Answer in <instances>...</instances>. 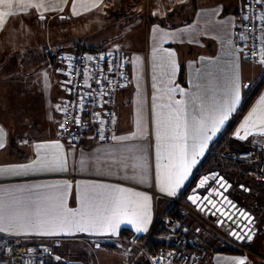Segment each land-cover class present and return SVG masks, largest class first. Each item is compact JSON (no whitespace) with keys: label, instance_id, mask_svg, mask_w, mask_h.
Instances as JSON below:
<instances>
[{"label":"crops","instance_id":"1","mask_svg":"<svg viewBox=\"0 0 264 264\" xmlns=\"http://www.w3.org/2000/svg\"><path fill=\"white\" fill-rule=\"evenodd\" d=\"M243 7L244 0H173L165 7H159L155 0H13L11 9L0 3V12H10L0 24L3 213L28 211L33 219H48L57 210L59 201L55 197L59 192L63 193L64 207L79 214L102 211L109 196H120L124 201L149 198L147 231L138 232L133 224L123 222L115 234L74 229L43 234L36 227L14 223L5 224L7 230L0 232V236L21 243L51 242L59 260L78 264L74 262L76 256L89 252L85 246L93 245L90 250L95 252L113 248L116 242L143 245L152 238L155 223L167 214V198L179 196L182 203L208 220L213 228L236 238L248 250L230 246L237 252L216 251L222 240L185 215L184 221H178L179 227L188 241L186 249L201 255L198 264H235L238 259H244L245 264H264V180L245 162L207 157L210 147L214 151L244 150L264 141V82L239 112L251 92L257 67L264 65L247 62L232 45V34ZM61 14L66 18L61 19ZM41 15L45 18H39ZM99 25L112 29L114 36L137 37L142 45L123 49L128 81L116 97L112 138L94 142L90 130L84 129L75 143L66 142L58 138L67 97L59 57L74 48H103L83 43L85 30ZM233 87L239 88V101L228 119L214 135L209 128L207 134L211 138L203 154L195 157V165L175 189V195L161 191L173 150L170 146L177 143L170 139L176 124V101L186 105L180 118L189 124L187 143L191 160L192 130L196 127L192 117L200 119L192 99L199 96L207 108L228 99ZM235 115L234 126L223 138V131ZM57 143L60 148L55 147ZM194 176L196 181L188 188ZM84 192L92 199L83 201ZM218 195L222 204L216 206L217 202L212 207ZM226 215L233 217L228 221ZM202 230L213 234L212 240L203 236ZM232 232L244 238L238 239ZM75 244L83 246L75 248ZM132 259L133 264H143L138 252L119 261Z\"/></svg>","mask_w":264,"mask_h":264},{"label":"built area","instance_id":"2","mask_svg":"<svg viewBox=\"0 0 264 264\" xmlns=\"http://www.w3.org/2000/svg\"><path fill=\"white\" fill-rule=\"evenodd\" d=\"M65 19L64 14L59 15ZM39 18L44 19L41 15ZM233 47L251 64H260L264 59V0H244L241 19L234 28L231 39ZM65 74V99L58 138L75 143L84 129H89L94 142L112 138L115 123V103L118 91L128 81L127 56L121 49H83L66 51L59 57ZM78 120L79 123L74 121ZM61 124L64 125L61 128ZM214 151H209L213 153ZM228 160L251 165L256 175L264 180V141L257 147L244 150H229L218 153ZM170 205H178L185 215L200 219L180 197L167 198ZM201 220V219H200ZM159 223L165 232L159 238L163 248L150 253L151 264H197L200 255L186 249L187 238L179 223L168 214ZM210 229L213 227L205 223ZM216 231V232H215ZM228 245L247 252L241 242L214 230ZM151 234L148 235L150 238ZM147 238V239H148ZM121 260L117 264H133ZM0 264H72L57 259L50 243L15 242L0 236Z\"/></svg>","mask_w":264,"mask_h":264},{"label":"snow or ice","instance_id":"3","mask_svg":"<svg viewBox=\"0 0 264 264\" xmlns=\"http://www.w3.org/2000/svg\"><path fill=\"white\" fill-rule=\"evenodd\" d=\"M6 8L11 9L13 7V0H0ZM34 7L36 5H33ZM9 11L0 12V24L3 23L2 17L9 16ZM172 56V53L168 54ZM264 63V59L261 60ZM239 101V88L233 87L231 95L228 99L222 103H214L210 107H205L199 96L192 99L191 103L194 110L200 116L197 121L196 116L192 119L196 124V127L192 130L191 145L192 158H188L189 145L187 143L189 139V124L187 120L181 121V115L183 114L185 102L176 101L177 108L175 109L176 124L173 128V134L170 139L177 141L170 147L173 149L169 153V164L166 165L167 176L164 181L161 182V191L167 190L170 195H175V189L180 187L183 181L187 178L188 172L191 167L195 165L197 155L203 154V149L207 145V141L211 138L207 132L209 128L214 135L219 128L228 119V115L234 110L235 104ZM261 103H264V97H261ZM253 110V114L255 113ZM79 123L78 120L74 121ZM247 123V121H246ZM262 123H264V117H262ZM64 125L61 124V128ZM122 139V138H121ZM157 139H160L159 133ZM4 147V130L0 128V148ZM41 147L40 145L37 146ZM55 147L61 146L57 143ZM61 167L63 166V160L58 161ZM5 171L0 169V172ZM9 171H15V169H9ZM204 183L203 181L201 182ZM70 187V185H68ZM123 192V189L116 190ZM55 199L59 201L57 210L48 219H41L38 216L33 219L30 212H15L9 215H5L3 210L0 209V232L7 230L5 224L12 225L17 224L20 227H36L43 231V234H54L57 230H76V231H93V232H111L115 234L118 226L127 222L133 224L138 232L147 231V222L149 219L147 213V201L148 197H140L136 200L124 201L120 196H109L106 198L102 211L96 213H84L79 214L70 212L64 207L63 193H57ZM83 201H89L92 196L88 192L81 194ZM190 199H192L190 197ZM195 202V201H193ZM243 215V213H242ZM233 236H237L238 239L244 237L239 236L236 232L231 233ZM251 239V237H248ZM59 259V257H57ZM235 264H245L244 259H238Z\"/></svg>","mask_w":264,"mask_h":264},{"label":"rangeland","instance_id":"4","mask_svg":"<svg viewBox=\"0 0 264 264\" xmlns=\"http://www.w3.org/2000/svg\"><path fill=\"white\" fill-rule=\"evenodd\" d=\"M157 4H159V7H165L166 4L168 3H172L173 0H155ZM209 1V0H207ZM210 1H216V0H210ZM219 1H224V0H219ZM148 7V6H147ZM147 7L145 6L144 8V15L147 14ZM135 40V43H133V41ZM83 43L85 46H92V47H103L105 49H124V48H129V45H134L135 47H139L140 45H142V41H139V39L137 37L132 38L129 36H114V32L112 29H106L104 28L103 25H99L98 27L94 28V29H90V30H85L84 32V40ZM129 43H133V44H129ZM72 48V47H71ZM75 49V48H74ZM72 49V50H74ZM258 69V73L256 74V78L253 80L252 82V87H251V92L250 95L256 90V88L258 87L259 84H262L264 82V65L263 66H259L257 67ZM213 150V149H212ZM211 151V149H210ZM214 151V150H213ZM229 151L228 148L226 149H222V150H216L213 153H210L209 155H207L208 158H210L211 156H217L216 158L218 159H222V160H228L224 157H221L220 155H218V153H223ZM255 169V168H254ZM193 212L201 219H198L194 216L192 217L193 221H196L197 223H199L200 225H202L205 229L211 231L212 233H214V235L217 236V238L220 239V236L214 232V230H216L215 228L210 229L205 223L210 224L208 222V220L204 219L203 217H201L197 212H195L193 210ZM218 231V230H217ZM201 234H203V236H206L207 239L212 240V236L213 234H210L208 231L206 232L204 230L200 231ZM200 234V233H199ZM209 235V236H208ZM212 235V236H211ZM211 236V237H210ZM214 238V237H213ZM212 242V241H210ZM51 243V242H50ZM53 244V243H52ZM116 246L113 248H108V247H104L102 250H97V251H92L90 249H94L93 245L90 246H85V250L89 252H87V254L81 255V253H79V255H77V260H74V262H79L80 264H114L116 262H118L120 259H127L129 256H131L133 253L138 252V259H142V263L143 264H151L149 261V255L150 253H147V251H145L143 249V245L140 243L136 242H132V243H128L125 242L124 243H120V242H116L115 244ZM74 246V245H73ZM83 245L80 244H75V248H82ZM58 254L61 252L58 251ZM59 254V255H60ZM66 255V253H64ZM63 256V255H61ZM90 256L92 257V259L94 258V260H92L90 258ZM201 258V255H200ZM200 260V259H199ZM137 261V260H136ZM199 262V261H198ZM78 263V264H79ZM198 264V263H197Z\"/></svg>","mask_w":264,"mask_h":264},{"label":"trees","instance_id":"5","mask_svg":"<svg viewBox=\"0 0 264 264\" xmlns=\"http://www.w3.org/2000/svg\"><path fill=\"white\" fill-rule=\"evenodd\" d=\"M82 48L83 49H91V48H85V47H82ZM260 85L261 84L258 85L257 89H259ZM251 97H252V94L250 95V93L248 95H246V97L244 99V102H243V105H242V107H240L239 112H242L245 109V107L247 106V104L250 101ZM236 119H237V115H235L232 118H230V122H229L228 126L226 127V129L222 133L223 138L230 132V130L232 129V127L234 126V124L236 122ZM210 149L212 150L213 147H210ZM204 159H206V157ZM204 162H205V160H203L201 162L200 167L203 166ZM196 178H197V176H194L192 178L190 184L188 185V188H190L194 184V182L196 181ZM167 214L170 215L171 217H173L174 219H176L179 222L184 221L186 219L185 214L183 213V211L181 210V208L178 205H169V207L167 209ZM165 231L166 230H165V227L163 226V224H161L159 222L155 223L153 231H152V235H153L152 238L148 239V240H145L144 243H143L144 244L143 245L144 246V250L147 251V253H153V252L159 251L160 249L163 248V246H164L163 242L158 240V239H155V237L160 235L161 233H164ZM125 232H123V234L126 236L127 232L126 233ZM136 238H138L139 240H142V238H140L138 236H136ZM103 245H106V244H103ZM216 251L223 252V253L237 252L236 249L230 247V245H228L224 241H221L219 243V245L216 248Z\"/></svg>","mask_w":264,"mask_h":264},{"label":"water","instance_id":"6","mask_svg":"<svg viewBox=\"0 0 264 264\" xmlns=\"http://www.w3.org/2000/svg\"><path fill=\"white\" fill-rule=\"evenodd\" d=\"M215 200H216V201H215L214 205H212V207H214V206L216 205L217 202H219V205H216V206H220V205L222 204V197H221L220 195H218V196L216 197ZM226 217H228L227 220L230 221V220L232 219L233 215H232V216H230V215L227 216V215H226ZM235 219H236V218L233 219L234 222H235ZM241 221L243 222V219H242ZM237 223L242 224V223H240V222H237ZM246 225H247L246 223L243 224L242 227L240 228V231H242V230H243V227L245 228ZM230 227H231V226H229V228H230ZM232 231H234V230H232Z\"/></svg>","mask_w":264,"mask_h":264}]
</instances>
